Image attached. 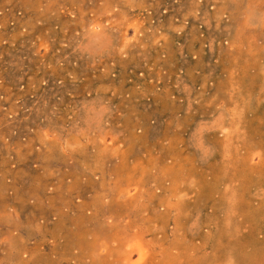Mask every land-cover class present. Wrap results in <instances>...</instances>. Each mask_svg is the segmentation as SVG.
<instances>
[{"label":"rangeland","instance_id":"rangeland-1","mask_svg":"<svg viewBox=\"0 0 264 264\" xmlns=\"http://www.w3.org/2000/svg\"><path fill=\"white\" fill-rule=\"evenodd\" d=\"M0 264H264V0H0Z\"/></svg>","mask_w":264,"mask_h":264}]
</instances>
